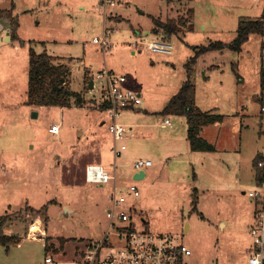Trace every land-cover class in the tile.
<instances>
[{"label":"rangeland","instance_id":"obj_1","mask_svg":"<svg viewBox=\"0 0 264 264\" xmlns=\"http://www.w3.org/2000/svg\"><path fill=\"white\" fill-rule=\"evenodd\" d=\"M100 1L0 0V10L15 17L18 36L0 40V216L11 215L4 232L20 240L8 248L0 244V264H42L45 254L67 260L87 241L103 237L112 183H90L85 175L99 155L117 186L135 184L139 190L135 198L123 191L134 230L181 236L191 251L187 264H247L253 248L248 226L261 208L248 192L263 195L264 186L256 179L257 159L264 160L259 114L264 33L249 34L239 50L229 45L240 20L262 16L264 0H112L104 15L97 9ZM154 18L188 21L193 28L165 35L170 54L154 53L146 48L156 37ZM103 31L111 43L107 49L92 42ZM218 42L223 46L197 54ZM30 47L69 67V88L83 93V106L25 104ZM188 68L196 105L224 116L217 126L221 149L208 153L214 164L202 153L200 164L194 163L182 151L189 143L184 115L160 114ZM102 70L124 75L127 89L142 99L136 110H123L115 120L130 128L129 138L116 141L126 149L115 158V168L110 119L99 108ZM164 119L170 125H162ZM56 122L59 133L53 135L48 127ZM172 140L180 153L168 151ZM148 155L152 166L134 180L131 163ZM43 226L45 234L37 230ZM37 237L42 238L30 239ZM45 241L53 250L45 252Z\"/></svg>","mask_w":264,"mask_h":264},{"label":"built area","instance_id":"obj_2","mask_svg":"<svg viewBox=\"0 0 264 264\" xmlns=\"http://www.w3.org/2000/svg\"><path fill=\"white\" fill-rule=\"evenodd\" d=\"M112 5H114L112 0H101L97 9L104 15L106 8ZM262 20L264 25V17ZM92 42L105 49L111 45L107 40V31H103L99 37H94ZM146 48L153 52L170 54L172 45L165 35L158 34L152 41L146 43ZM262 58L264 60V48ZM98 78L102 79L99 87V103L105 105L104 111L110 119L107 128L114 140L111 152L114 157L112 166L115 168V158L126 149L125 144L117 146L116 141L128 138V129H130L115 120L120 116L121 111L137 108L142 99L139 93L123 87L126 84L124 75L102 70ZM260 111L264 114V84L260 94ZM164 122L169 123V120L165 119ZM59 128V123H52L48 127V132L57 135ZM152 163L149 158H137L131 163V167L135 172H139L145 167L152 166ZM258 166L264 168V160L259 161ZM85 175L90 183H112L108 196L109 208L105 211L108 220L106 232L102 238L89 240L81 249H75L70 259L59 260L52 254H45L43 264H187L191 251L182 241L181 236L133 229L130 223L131 215L126 209L128 197L123 191L126 190L132 198L138 197L140 193L135 184L124 188L117 186L115 174H111L97 164H88ZM248 196L251 199L260 200L261 208L256 211L255 222L249 227L253 238V248L247 258V264H264V186L263 195L262 192L254 190L249 191ZM31 232L34 236L36 230Z\"/></svg>","mask_w":264,"mask_h":264},{"label":"trees","instance_id":"obj_3","mask_svg":"<svg viewBox=\"0 0 264 264\" xmlns=\"http://www.w3.org/2000/svg\"><path fill=\"white\" fill-rule=\"evenodd\" d=\"M192 9H189L191 12ZM3 14V15H2ZM10 20V35L11 39H17L16 26L17 21L11 15V10H0V18ZM264 12L261 17L253 20H240L237 29V36L229 45L234 50H239L242 43L246 41L251 33H264L263 25ZM153 33H158L160 30L167 36L177 34L182 27L188 29L193 28V25L187 21L177 23L173 19L162 21L158 18L153 19ZM220 48L222 43L210 44L202 46L197 54L208 50V48ZM214 46V47H213ZM29 68L25 104L30 106H58V107H81L85 103V98L82 92H77L69 88L68 76L70 73L69 67L62 61H54V56L47 53L45 50L37 52L33 47L29 48ZM191 68H188L187 79L183 81L179 91L170 99L160 114H180L184 115L187 122L186 138L189 142L190 149L193 151L213 152L215 147L200 135V130L203 126L220 122L223 120V115L217 112L201 110L195 103V88L190 80ZM261 85L264 84V67L260 70ZM104 110L105 105L99 106ZM262 158V157H261ZM260 159V158H259ZM257 159L256 166L258 167ZM256 174L258 182L264 180V168L260 167ZM37 213L39 210H34ZM11 215L0 216V244L8 248L12 244L20 242L19 237L13 234H6L4 228L7 224L12 223ZM61 240V239H60ZM48 241V239H47ZM45 241V252L52 249L53 245ZM63 246L61 241L60 247Z\"/></svg>","mask_w":264,"mask_h":264},{"label":"crops","instance_id":"obj_4","mask_svg":"<svg viewBox=\"0 0 264 264\" xmlns=\"http://www.w3.org/2000/svg\"><path fill=\"white\" fill-rule=\"evenodd\" d=\"M4 31V34L1 32V31ZM159 33H155V35L157 36ZM163 34V33H162ZM166 35V34H165ZM166 37V36H165ZM4 38H5V40L6 41H12L13 39H11V35H10V28H9V21L8 20H6V19H4V18H0V40H4ZM170 41V40H169ZM0 47H1V44H0ZM263 48H264V44H263ZM262 48V49H263ZM149 51H151V50H149ZM151 52H153V51H151ZM154 53H158V52H154ZM160 54H164V53H160ZM261 60L262 61H264L263 60V58H262V50H261ZM262 67H264L263 66V63L261 62V66H260V70H261V68ZM260 70H259V78H260V82H261V76H260ZM93 78V77H92ZM93 79H91L90 80V82L92 81ZM93 82V81H92ZM124 88H127L126 87V84H124V86H123ZM261 88H262V85H261ZM79 109H82V108H79ZM137 109V108H136ZM136 109H131V110H136ZM126 110H130V109H126ZM202 110V109H201ZM205 111H212V112H214V110L213 109H207V110H205ZM259 114H260V116L261 117H263V115L264 114H262L261 113V111H260V109H259ZM165 120V119H164ZM223 121V120H222ZM222 121H220V122H222ZM104 122V121H103ZM220 122H216V123H212V124H208V125H205V126H203L202 128H201V130H200V135L203 137V138H205L207 141H209L210 143H212V142H214V144L213 145H215V151H213V152H210V153H217V152H219V150L221 149V147L220 146H218V148H217V144H218V141H220V139H219V135H218V131H217V126L219 125V123ZM57 123V122H56ZM162 125H170V122L169 123H165L164 121H163V123H162ZM240 125H241V128L243 127V125L241 124V122H240ZM213 128H216V130L214 131L215 133L213 134ZM130 135H132L133 136V134H130ZM129 138V137H128ZM171 139H174V138H171ZM219 139V140H218ZM186 140H187V138H186ZM187 143H188V140H187ZM188 147H187V149H185V150H182L185 154H190L189 155V159L191 160V161H193L194 163H196V161H197V163H199L200 164V162L198 161L200 158H202V157H200V155H199V153L201 154H206V157H204V158H206V162H210V163H212V164H214V158L213 157H211V155H209L208 153L209 152H205V151H193V150H191L190 149V146H189V143H188V145H187ZM172 149H174V150H172ZM234 151L236 150V149H233ZM168 151L170 152V151H174V154H178V153H180V151H181V149L179 148V146H177L176 145V143H175V146H174V140H172V145L170 146V147H168ZM179 151V152H178ZM168 153V152H167ZM166 153V154H167ZM182 153V152H181ZM150 154H155V152H153V151H151V153ZM203 156V155H202ZM144 158H149L150 159V155H148V156H146V157H144ZM102 158H101V155H99L98 156V159H96V160H98L99 162L98 163H89V164H97V165H101V166H104L105 167V164L103 163L102 164V160H101ZM169 159V158H168ZM197 159V160H196ZM261 161V160H260ZM113 162H114V160H113ZM112 162V163H113ZM112 163H111V165H112ZM88 165V164H87ZM204 164H201V166H203ZM260 167V166H259ZM145 173V172H144ZM195 174V173H194ZM257 174V173H256ZM145 175V174H144ZM257 179V178H256ZM254 191V190H253ZM256 211H257V208L255 209V213H256ZM255 213H254V218H255ZM251 226V225H250ZM35 227V226H34ZM45 229V227L43 226L42 228H38V231H42L43 232V230L42 229ZM248 228H249V226H248ZM40 231V232H41ZM44 234H45V232H43ZM29 237V236H28ZM39 238H42V237H37V238H30V239H39ZM44 244H45V242H44ZM16 245H19V243H17ZM231 263V262H230ZM42 264H43V262H42Z\"/></svg>","mask_w":264,"mask_h":264},{"label":"water","instance_id":"obj_5","mask_svg":"<svg viewBox=\"0 0 264 264\" xmlns=\"http://www.w3.org/2000/svg\"><path fill=\"white\" fill-rule=\"evenodd\" d=\"M92 86H93V84H92V81H91L89 83V87L92 88ZM31 115H32V117H36L37 116V112L33 111ZM144 174H145L144 170H141L139 172H135V173H133V179L134 180H140V179H142L144 177Z\"/></svg>","mask_w":264,"mask_h":264},{"label":"bare ground","instance_id":"obj_6","mask_svg":"<svg viewBox=\"0 0 264 264\" xmlns=\"http://www.w3.org/2000/svg\"><path fill=\"white\" fill-rule=\"evenodd\" d=\"M34 230H36V229H34Z\"/></svg>","mask_w":264,"mask_h":264}]
</instances>
